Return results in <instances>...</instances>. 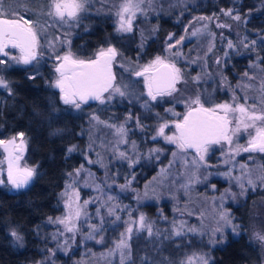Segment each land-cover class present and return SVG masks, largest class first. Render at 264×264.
<instances>
[{
    "label": "rangeland",
    "instance_id": "1",
    "mask_svg": "<svg viewBox=\"0 0 264 264\" xmlns=\"http://www.w3.org/2000/svg\"><path fill=\"white\" fill-rule=\"evenodd\" d=\"M115 2L112 22L118 40V55L112 63V73L115 76L113 83L120 86L122 90H124L123 86L127 85L128 94L124 97L117 94L114 99L104 104L97 101L91 107L92 109H89V111L91 110L89 125L92 132L98 134L97 140L94 136L89 138V145L84 148L83 152L86 162L82 169L79 168L81 169L79 175L75 172L69 178L63 191L64 193L67 190L72 196L73 208L79 206L81 215L79 218L73 216L70 221V226H74L73 232L65 231L62 224L50 223L54 227L51 238V241L54 242L53 247L58 246L57 249L62 254L63 251L73 252L78 242L83 244L88 240L87 237L90 233L94 235L90 226H101L103 219L102 226L109 225L115 236L109 237L108 235L97 249L92 247L88 250L85 246L86 249L83 251L87 250L86 255L84 254L80 263L77 264H121L120 250L116 249V245L121 240L122 233L125 234L123 238L127 239L126 229L128 227L133 229L131 239L127 240L131 255L124 264H181V262L187 264L189 257H192L191 264H200L197 259L200 254L210 257L209 264L219 263V261H215L220 257L218 253H215L216 248L223 245L228 237L230 239L241 234L239 216L233 213V208L246 203L247 198L251 201L252 197L263 195L262 202L259 204L262 207L261 211L263 210L264 186H261L256 176L260 174V169L264 168V154L252 153L256 154L255 157H252L242 149L237 150V145L247 146L250 138L249 133L252 132V129L245 131L243 127L235 134L230 133L232 135L231 145L227 141H221L219 144L207 146V151L201 153L204 156L203 161L199 160V155L194 150H181L175 143L167 141L165 137L177 134L175 123L182 121L189 109L190 101L197 96L200 97L201 103L206 108L214 107L216 104H232L235 96L239 103H244V98H247L249 106L255 103L257 112L264 110L263 68L256 61L249 62L246 72L253 79H249L243 74L241 81L234 86V90L229 88L228 83L225 85L221 80L224 86L218 94L214 85L217 80L215 72L217 64L221 60L229 59L234 52L232 47H238L233 38L226 36L227 33L224 32L227 25L224 23V19L228 21L232 20V17L224 14V18L218 16L219 18L212 19V17H204L194 11L196 13L194 15L199 21L192 25H187V23L183 25L184 31L180 38L176 39V41H180L179 44L175 41L171 44L172 48L167 47L159 54L152 51L146 53L143 49L146 41L156 36L148 31L153 27H148L146 31L140 30L139 27L144 25V21L146 20L145 25H149L152 16L156 18L157 13L164 6L177 9L180 12L190 5L198 4V0H144L142 4L144 11L137 12L133 18L131 32L118 31L119 17L117 13L123 0H115ZM25 4V0H0V9H2L4 17L9 13H15L13 16L29 21L30 26L37 34L36 60L41 58L44 53L46 57H53L52 71L54 75L50 76V85L58 91L60 97L59 89L54 87L55 81L59 78V73L55 69L60 63L56 56L57 54L63 56L69 52L72 53L73 31L59 30V25L68 26L71 24L73 27H78L76 22L78 19L70 20L67 23L60 22L47 14L49 9L47 11L40 10L36 14L32 13L33 19H27L21 15L23 8L30 12L28 5ZM49 4L50 0H48V6ZM91 4V0H88L87 5ZM18 11L21 12L18 13ZM81 14L82 12L78 15ZM235 14L236 10L233 11V15ZM190 16V13L186 11L183 21L190 20ZM194 18L191 17V19ZM178 22L180 23L179 19L174 24L176 25ZM193 32L197 34L193 36ZM145 33L149 36L144 35ZM170 36L172 39L171 33L167 38L169 39ZM247 40L251 45L252 40ZM229 42L232 47H229ZM108 47L99 48L90 59L95 58L101 49ZM41 49H44L45 52L41 53ZM213 50L215 51L213 52ZM7 51L10 56L19 58L21 55L18 49H7ZM47 51L48 53H46ZM72 55L75 59H81L75 56V52ZM157 56H160L165 63L175 64L180 69V80L175 85L176 91L171 95L157 96L156 100H152L148 96L146 79L150 77L149 72L141 76L136 73L143 72L144 68ZM0 58L6 61L4 65H0V76L10 66L29 68L36 64V60L25 65L17 63L10 57L0 56ZM212 68L213 74L210 71ZM146 101L149 105L148 108L144 107ZM86 105L87 103H81V107ZM67 106H71L69 108L76 113L80 111L73 105ZM111 106H125L128 109L140 111L141 114L131 115L129 119L122 118L123 120L119 122L118 117H123V113H121L123 111L118 110L110 113L108 108ZM158 106L165 107L158 112L155 111ZM147 113L148 117L152 119V128L150 124L142 123L141 125L138 120V118H146L143 115ZM94 116L98 119H92ZM131 117L134 118L133 122H131ZM229 119L233 120L230 127L235 128V121L231 113H229ZM121 125L125 128L124 133L118 132ZM163 125H167L164 128V134L158 135L159 129ZM144 128L150 130V136L146 137L143 134ZM13 137L17 136L4 140H11ZM154 137L155 139H153ZM23 140V151L19 153L21 155L20 165L21 167H30L26 161L27 143L24 137ZM16 143H20L19 137H17ZM9 147L11 150V146ZM154 149L159 151H153ZM0 150L2 152L0 180L4 181L2 185H6L11 191L28 186L32 180L26 186L18 189L8 183L7 160L9 152H6L2 145H0ZM121 153L124 155L121 156ZM16 154L13 152V155ZM193 161L196 163L194 164ZM95 164L96 169L93 168ZM113 165H119L120 167H118L123 171H120L118 167L112 170ZM241 165L247 167L242 169ZM108 170L112 172L109 173ZM229 172L230 176L225 175ZM246 173L251 174L255 180L254 190L247 184ZM235 177H241L240 182L245 184L247 191L244 195H240L241 189L239 182L234 179ZM69 184L72 185L71 188L67 187ZM77 194L78 200L76 199ZM109 197L112 199L109 200ZM66 199V196H61L62 212L53 220L68 215V209L65 207ZM85 201H89V203L85 204ZM141 204H152L157 209V212L149 209L147 216L144 215L147 222L151 224L152 235H149L147 228H140L139 206ZM164 206H167L169 213L164 211ZM110 209L114 212L113 215H109ZM258 209L260 211V207ZM221 212L229 214L231 225H226L220 220ZM117 216L120 218L119 220L116 219ZM263 219L256 217L251 220L252 224L251 222L249 224V233L252 239L258 242L263 251V259L260 264H264V241H261L257 234L264 236ZM233 226H238L235 231H233ZM191 228H194L195 231H190ZM217 228H221L222 231L216 232ZM176 231H180L182 234L176 236L174 234ZM221 235L223 236L222 241L219 239ZM110 250H113L112 254H109ZM49 261V258H45L41 264H55L49 263Z\"/></svg>",
    "mask_w": 264,
    "mask_h": 264
},
{
    "label": "trees",
    "instance_id": "2",
    "mask_svg": "<svg viewBox=\"0 0 264 264\" xmlns=\"http://www.w3.org/2000/svg\"><path fill=\"white\" fill-rule=\"evenodd\" d=\"M25 3L31 13L23 8L21 15H26L32 20V13L43 11V6L48 5V0H25ZM197 3L192 5L195 7L190 5L180 12L164 6L159 10L156 18L152 16V20L149 21L150 26L147 24L146 26V20H143L144 25L139 27L140 30L146 31L148 27H153L148 31L156 36L153 40L148 39L143 49L146 53L152 51L156 54L164 51L169 44H173L177 38H180L184 31L183 25L186 23L192 25L199 21L194 11L212 19L224 18L221 10L234 7L236 13L238 12L241 16V20L224 19V23H227L224 32L227 33L226 36L233 38L238 47L231 48L234 52L229 59L221 60L217 67L215 65L217 80L214 84L218 94L224 86L222 82L225 85L228 83L229 88L234 90V86L241 81L248 69L249 62L256 61L264 69V42L261 41V37H264V0H198ZM115 4V0H92L93 9H89V5L86 4V10L76 21L78 27H73L71 24L59 25V30L73 31V52L76 57L87 60L99 48L107 46L118 48L117 35L112 22ZM186 11L191 16L190 20L184 22L183 16ZM11 18L19 19L20 17L12 15ZM177 19L180 23L175 25L174 22ZM170 33L172 39L167 38ZM144 35L149 36L146 33ZM247 39L256 40L257 44L246 49L244 44H248ZM40 51L45 52L44 49ZM50 57H46L44 53L33 66L29 68L10 66L1 75L10 82L11 93L7 89H0V140L24 133L27 143L26 161L31 168H35L36 174L28 186L17 191H11L6 185L0 184V264H41L45 258L50 259L49 263L77 264L80 263L82 256L86 255L87 250L83 251L86 249L85 246L88 250L92 247L97 249L103 243L97 242L101 236L103 239L108 235L115 236L110 226L106 225L102 226L101 232L94 233L95 239H88L83 244L78 242L73 252L63 251L62 254L59 253L58 246L53 247L54 242L51 238L54 227L50 225L49 218L53 219L61 214V194L69 178L76 172L75 170L84 166L86 160L83 158V152L89 145V138L94 136L97 140L98 134L93 133L89 125L91 115L89 109H92V106L81 107L76 113L69 108L71 106L61 101L58 91L50 85V76L54 75L53 57ZM210 71L213 74V68ZM164 107L158 106L155 111L160 112ZM118 110L123 111L121 112L123 117H118L119 122L129 119L131 115L141 114L140 111L131 110L125 106L108 108L110 113ZM143 117L146 118H138L141 125L142 123L150 124L152 128V119L148 117V113ZM133 121L134 118L131 119V122ZM143 132L146 137L150 136V130L144 128ZM73 145L75 150L69 153L68 148ZM1 157L0 150V169ZM118 166L113 165L112 170ZM93 168H97L96 164ZM119 170L123 171L122 168ZM69 173L72 175L69 176ZM261 198L263 199V195L254 196L251 201L247 198L246 203L233 208V213L239 216L241 234L230 239L228 237L223 245L217 247L215 253H218L220 257L215 261L219 263L211 264H260L263 251L258 242L252 239L249 224L256 217L264 218V205L262 211L259 205L262 202ZM139 209L140 213L146 216L149 209L157 212L152 204H141ZM164 211L169 213L167 206H164ZM13 230L24 237L22 245L14 241L11 235Z\"/></svg>",
    "mask_w": 264,
    "mask_h": 264
},
{
    "label": "snow or ice",
    "instance_id": "3",
    "mask_svg": "<svg viewBox=\"0 0 264 264\" xmlns=\"http://www.w3.org/2000/svg\"><path fill=\"white\" fill-rule=\"evenodd\" d=\"M88 0H50L48 15L58 19L60 22L67 23L70 20H77L79 18V13L86 10V4ZM144 0H123L120 10L117 13L119 17V28L118 31H132V20L136 16L137 12H143L142 4ZM225 15L232 17L234 20H241V16L237 12L233 15V9H222ZM15 13H9L7 17H4L2 9H0V56L10 57L12 60H16L17 63H23L25 65L30 64L33 60L37 58V34L30 26L29 21L23 20V18L13 19L10 18ZM204 19V18H201ZM223 26V25H219ZM197 33L193 32L192 35L195 36ZM171 39V36L169 37ZM183 40V37H181ZM261 41L264 42V37H261ZM177 44L180 41H176ZM257 44L256 40L251 41V45L245 43L244 47L246 49L250 46L254 47ZM173 45L169 44V48ZM229 47H232L231 42H229ZM7 49H18L21 53L20 57L10 56ZM118 55L117 49L109 46L107 49H101L94 59L81 60L75 59L71 52L61 56L57 54L56 59L59 61V66L56 67L55 71L59 73V78L55 81L54 87L58 88L61 96L60 99L66 105H73L75 108L80 109L81 103H87L88 100H97L101 104L111 101L118 94L124 97L127 93V85L120 86L114 85L113 81L115 76L112 73V63ZM179 55V53H177ZM227 55V54H226ZM259 58V57H258ZM6 63L5 59L0 58V65ZM219 63V61H218ZM155 71L156 75L147 77V87L148 96L152 100H156L157 96L171 95L172 92L176 91L175 85L177 81L180 80V69H178L175 64H167L164 60L157 56L154 61L147 65L143 72H137L136 75L141 76L144 73ZM264 71V69H262ZM245 77L253 79L249 76L248 72L244 73ZM34 79V77H30ZM0 88L7 89L11 93L10 82L6 81L2 76H0ZM262 90H264V84H262ZM107 93V96H105ZM233 103L216 104L214 107H205L201 103V99L197 96L192 99L189 103V110L186 115L183 116L181 122L175 123L174 127L176 129L175 135L166 136L165 139L169 142L175 143L177 147L181 150L184 149H194L199 155V160L203 161L204 156L201 154L207 151V146L211 144H219L221 140L227 141L229 145L232 143V135L241 130V127L245 131L252 129L249 133V140L246 147L237 145V150L244 152H259L264 153V110L257 112L256 105L253 103L251 106L247 103V98H244V103H239L237 98L233 97ZM148 102L144 104L145 108H148ZM229 113L233 115L235 121V128L230 127L233 120L229 119ZM92 119H98L97 117H92ZM138 122V121H137ZM139 123V122H138ZM167 125L160 127L158 135L164 134V128ZM59 131V130H57ZM118 132L124 133L125 128L123 125L120 126ZM231 133V134H230ZM17 137L20 138V143L17 144ZM17 137H13L11 140H0V145L4 146V150L9 152L7 160V177L8 183L12 185L13 188H22L26 186L36 174L35 168L31 167H21V153L23 151L24 145V133H18ZM155 139V137L153 138ZM11 146V150L10 147ZM75 150V145L68 148V152L71 153ZM153 151H159L154 149ZM16 152V155H13ZM124 154L121 153V156ZM175 155V153H173ZM251 159V157H250ZM195 164L196 161H193ZM246 165H241V168H246ZM83 166H81V169ZM81 169H76V174L79 175ZM69 176L72 173L68 174ZM225 175H231L225 173ZM195 176V173H193ZM245 178L247 179V184L255 189L256 183L252 178L251 174L246 173ZM191 179V178H190ZM199 179V177H196ZM239 182V187L241 189L240 195H244L247 189L245 184L241 181V177H235ZM256 179L260 181L261 186H264V168L260 169V174L256 176ZM4 183L0 180V184ZM130 183V182H129ZM71 188L72 185L67 186ZM125 187V186H122ZM213 187H215L213 185ZM66 196L65 207L68 209V215L64 218H56L53 220L49 218L50 222H55L64 225L65 231L73 232L74 226H70V221L73 216L79 218L81 215V209L79 206L73 208L72 196L66 190L61 194ZM234 195V194H233ZM76 199L78 200V194ZM112 197H109L111 200ZM85 204L89 201H85ZM99 213V209L97 210ZM114 212L110 209L109 215H113ZM220 220L226 225H231V218L227 212H221ZM117 220L120 218L117 216ZM103 219L101 220V226L92 225L93 233H98L102 231ZM140 228H147L149 235H152V227L146 220V217L141 214L139 216ZM236 227L233 226V231ZM190 231H195L194 228L189 229ZM132 227L126 229L128 234L127 239H124L125 234H121L122 238L117 243L116 249L120 250V261L124 264L125 260L130 258L131 250L130 245L127 240L131 239ZM216 232H221V228H217ZM176 236H180L182 233L176 231L174 233ZM14 241L18 244H23L24 237L17 231L13 230L11 232ZM258 238L264 241V236L259 234ZM88 239H95V236L91 233L87 237ZM223 240V236L219 238ZM103 241L101 236L100 243ZM216 242V241H214ZM127 250V251H125ZM113 250H110L109 254H112ZM200 264H209L210 257L206 254H200L197 256ZM192 257H189L187 264H191ZM185 264V262H181Z\"/></svg>",
    "mask_w": 264,
    "mask_h": 264
},
{
    "label": "flooded vegetation",
    "instance_id": "4",
    "mask_svg": "<svg viewBox=\"0 0 264 264\" xmlns=\"http://www.w3.org/2000/svg\"><path fill=\"white\" fill-rule=\"evenodd\" d=\"M91 2H92V0H91ZM44 7V9H43V11H47L48 10V5H46V6H43ZM89 9H93V7H92V4L91 5H89ZM82 13H83V11H82ZM87 13H89V12H87ZM82 15V14H81ZM22 16H25L27 19H28V16H26V15H22ZM90 14H89V18H90ZM5 17H7V15H5ZM80 17V16H79ZM11 18V17H10ZM89 18H87V19H89ZM13 19H17V18H13ZM78 20H79V18H78ZM84 26V25H83ZM153 40V39H152ZM71 43H72V54H73V35H72V39H71ZM115 48V47H114ZM117 49V48H116ZM92 59H94V58H92ZM90 60V59H89ZM149 75H150V77H151V73L149 72ZM106 94V93H105ZM96 102H97V100H95V101H93V100H88V102H87V105H89V106H93L94 104H96ZM221 141H224V140H221ZM211 145H214V144H211ZM209 146V145H208ZM246 154H252V153H259V152H251V153H249V152H245ZM260 154H264V153H260ZM254 155H256V154H254Z\"/></svg>",
    "mask_w": 264,
    "mask_h": 264
},
{
    "label": "water",
    "instance_id": "5",
    "mask_svg": "<svg viewBox=\"0 0 264 264\" xmlns=\"http://www.w3.org/2000/svg\"><path fill=\"white\" fill-rule=\"evenodd\" d=\"M167 64H169V63H167ZM150 73H151V76L156 75V73H155L154 70H153V71H150ZM90 100H91V99H90ZM93 101H95V100H93ZM188 110H189V109H188ZM188 110L186 111L185 115L187 114ZM191 150H194V149H191ZM194 151H195V150H194Z\"/></svg>",
    "mask_w": 264,
    "mask_h": 264
}]
</instances>
